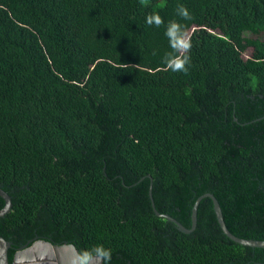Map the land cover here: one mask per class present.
Returning a JSON list of instances; mask_svg holds the SVG:
<instances>
[{"label": "trees", "instance_id": "16d2710c", "mask_svg": "<svg viewBox=\"0 0 264 264\" xmlns=\"http://www.w3.org/2000/svg\"><path fill=\"white\" fill-rule=\"evenodd\" d=\"M170 20L186 72L164 63ZM0 186L10 262L38 237L110 264H264L209 197L191 233L153 209L190 229L212 193L264 240V0H0Z\"/></svg>", "mask_w": 264, "mask_h": 264}, {"label": "water", "instance_id": "95a60500", "mask_svg": "<svg viewBox=\"0 0 264 264\" xmlns=\"http://www.w3.org/2000/svg\"><path fill=\"white\" fill-rule=\"evenodd\" d=\"M152 186L150 189V196L152 199ZM0 197H2L5 201V206L0 210V217L8 214L13 206L11 196L5 192L0 186ZM204 197H209L213 201V207L215 211V215L217 217L218 223L223 231V233L232 241L253 248H264V240H254V239H244L234 235L227 227L222 208L218 199L212 193H206L197 199L196 203L192 208L191 220L192 226L191 228H186L181 223H179L176 219L167 214H161L155 208L153 202V209L157 216L164 217L169 221H172L177 224L180 230L184 233H191L197 227V214L198 207L201 200ZM153 200V199H152ZM12 247V243L7 241L5 238L0 236V264H79V251L73 244H63L57 245L53 244L50 241H46L44 239L36 237L35 241H29L26 245L21 247L19 250L15 252L13 259L9 260V249ZM90 264H100L99 261L93 259Z\"/></svg>", "mask_w": 264, "mask_h": 264}, {"label": "clouds", "instance_id": "9594fccd", "mask_svg": "<svg viewBox=\"0 0 264 264\" xmlns=\"http://www.w3.org/2000/svg\"><path fill=\"white\" fill-rule=\"evenodd\" d=\"M177 14L185 19H189L188 10L180 6ZM145 23L149 26H160L164 24L163 18L159 13H151L145 16ZM164 36L167 38L168 46L171 49L164 57V63L173 72H186V65L190 62V57L186 54L191 44L186 38L183 26L175 20H170L165 25ZM181 53H185L181 55ZM95 259L100 264H110L111 250L103 247V245H96L90 250H84L79 254V264H90Z\"/></svg>", "mask_w": 264, "mask_h": 264}, {"label": "rangeland", "instance_id": "374dc122", "mask_svg": "<svg viewBox=\"0 0 264 264\" xmlns=\"http://www.w3.org/2000/svg\"><path fill=\"white\" fill-rule=\"evenodd\" d=\"M246 54H247V55L251 54V51L247 52Z\"/></svg>", "mask_w": 264, "mask_h": 264}, {"label": "flooded vegetation", "instance_id": "af4514ba", "mask_svg": "<svg viewBox=\"0 0 264 264\" xmlns=\"http://www.w3.org/2000/svg\"><path fill=\"white\" fill-rule=\"evenodd\" d=\"M19 249H20V248H18V250H19ZM16 251H17V250H16ZM16 251H15V252H16ZM14 254H15V253H14Z\"/></svg>", "mask_w": 264, "mask_h": 264}]
</instances>
